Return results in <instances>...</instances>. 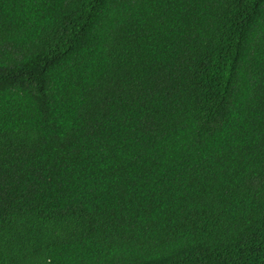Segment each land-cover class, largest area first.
Instances as JSON below:
<instances>
[{"label":"trees","instance_id":"trees-1","mask_svg":"<svg viewBox=\"0 0 264 264\" xmlns=\"http://www.w3.org/2000/svg\"><path fill=\"white\" fill-rule=\"evenodd\" d=\"M0 264H264V0H0Z\"/></svg>","mask_w":264,"mask_h":264}]
</instances>
